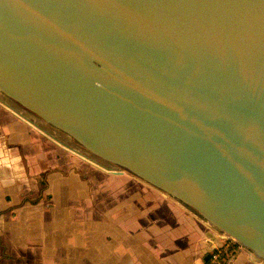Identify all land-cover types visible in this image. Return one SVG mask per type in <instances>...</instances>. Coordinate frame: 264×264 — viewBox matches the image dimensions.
Returning a JSON list of instances; mask_svg holds the SVG:
<instances>
[{
  "label": "water",
  "instance_id": "obj_1",
  "mask_svg": "<svg viewBox=\"0 0 264 264\" xmlns=\"http://www.w3.org/2000/svg\"><path fill=\"white\" fill-rule=\"evenodd\" d=\"M0 94L264 264V0H0Z\"/></svg>",
  "mask_w": 264,
  "mask_h": 264
},
{
  "label": "crops",
  "instance_id": "obj_2",
  "mask_svg": "<svg viewBox=\"0 0 264 264\" xmlns=\"http://www.w3.org/2000/svg\"><path fill=\"white\" fill-rule=\"evenodd\" d=\"M34 127L0 100V264H202L217 236L198 214L119 175L50 170Z\"/></svg>",
  "mask_w": 264,
  "mask_h": 264
},
{
  "label": "rangeland",
  "instance_id": "obj_3",
  "mask_svg": "<svg viewBox=\"0 0 264 264\" xmlns=\"http://www.w3.org/2000/svg\"><path fill=\"white\" fill-rule=\"evenodd\" d=\"M0 96L6 101H10L14 105H16L13 101L8 100L2 94H0ZM16 106L25 115H28L31 118H33L41 126L40 128L34 127L36 135H39V136H36L35 138V144H40L46 150L45 152L46 155L48 153L49 158H50V163H49L50 170H58L62 173H67V174L76 172L78 175L84 178H88L89 180H90V177L100 178L102 176L119 175L123 177L124 180L128 179L127 180L128 183L126 186L130 187V190H133V187H137V188L141 187L144 190L146 189L147 192H153V193L161 192L159 189L153 187L152 185L148 183L145 184L143 180L134 176L133 174H131L130 172H128L127 170L121 167H118L115 165L111 166L112 169L122 170L123 173H115V171L111 172L110 169L105 168L100 163H98L96 160L97 158L91 155L90 153H88L75 140L70 139L64 133L45 124L42 120H40L36 116H33L29 111H27L23 107L19 105H16ZM44 130H47L48 133H46V131ZM43 164L47 166L46 162H44ZM129 176H131L132 178L131 179L128 178ZM41 179H43L42 175L39 176V179H38L40 183L43 182V180ZM176 201L179 202L178 200ZM211 233L212 235L217 236V237L212 238V240L210 241V244H217L216 246L218 247H221L220 245H225V244L227 246L226 250L223 251L222 253L221 261L224 262L226 261V259L230 257L231 258L230 264H233L236 258L241 253H245L246 255H252V252L248 248L244 247L243 245H242L243 246L242 249L237 250L238 251L237 253L236 251L237 246L235 245V243L237 242H234V243L229 242L232 239L229 236H226V234L219 231L218 229L211 227ZM216 249H217L216 247H211V251H215Z\"/></svg>",
  "mask_w": 264,
  "mask_h": 264
},
{
  "label": "built area",
  "instance_id": "obj_4",
  "mask_svg": "<svg viewBox=\"0 0 264 264\" xmlns=\"http://www.w3.org/2000/svg\"><path fill=\"white\" fill-rule=\"evenodd\" d=\"M224 236V235H223ZM227 236V235H226ZM230 237V236H229ZM232 240H230L229 242L235 243V245L237 246V249H242V245L236 241L234 238L230 237ZM239 243V244H238ZM222 244V243H220ZM225 244V243H224ZM217 244H210V249H209V253L207 254L206 258H204V260L202 261V264H230V257L228 259H226V261H221L222 260V253L223 251L226 250L227 246L225 245H220L221 247L216 246ZM211 247H216L217 249L215 251H211ZM238 253V251H237Z\"/></svg>",
  "mask_w": 264,
  "mask_h": 264
},
{
  "label": "trees",
  "instance_id": "obj_5",
  "mask_svg": "<svg viewBox=\"0 0 264 264\" xmlns=\"http://www.w3.org/2000/svg\"><path fill=\"white\" fill-rule=\"evenodd\" d=\"M206 258V257H205Z\"/></svg>",
  "mask_w": 264,
  "mask_h": 264
}]
</instances>
